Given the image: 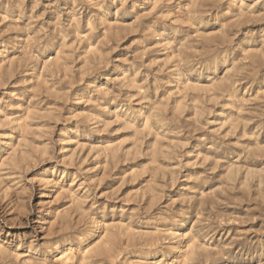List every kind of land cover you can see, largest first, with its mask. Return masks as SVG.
<instances>
[{"label": "rangeland", "instance_id": "obj_1", "mask_svg": "<svg viewBox=\"0 0 264 264\" xmlns=\"http://www.w3.org/2000/svg\"><path fill=\"white\" fill-rule=\"evenodd\" d=\"M0 264H264V0H0Z\"/></svg>", "mask_w": 264, "mask_h": 264}]
</instances>
